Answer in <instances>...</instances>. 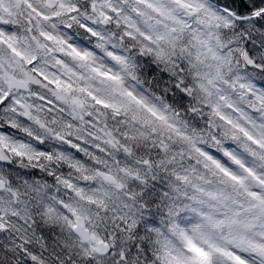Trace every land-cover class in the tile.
<instances>
[{
    "label": "clouds",
    "instance_id": "clouds-1",
    "mask_svg": "<svg viewBox=\"0 0 264 264\" xmlns=\"http://www.w3.org/2000/svg\"><path fill=\"white\" fill-rule=\"evenodd\" d=\"M157 2L168 9L170 17L157 15L139 0H20L19 3L17 0H0V16L3 17L0 23L4 24L0 32L17 37V47L38 58L35 68L55 77L71 78L70 73H76L84 77L83 81H75L77 86L80 83L95 82L97 89L102 88L97 95L122 105L126 104V98L121 93L131 92L164 115L167 123L174 126H162L149 113L135 105L123 108L119 113L107 111L100 117L101 124L107 122L108 130L116 136L120 145H127L129 153H125L122 147H107L106 153L101 157L103 162L99 164V172L118 177L120 187L105 182L104 176L97 175L96 171L92 173L93 179L87 182L83 181L82 175L73 173L75 182L85 184L93 192L99 190L102 202L97 205L87 204L74 196L69 198L62 186L52 188L53 197L59 191L64 199H70L67 211L71 212L74 208L81 212L87 210L89 219L85 223L89 232L95 233L98 240L106 241L109 246L119 244L126 251L132 248L133 243L147 244L149 254L153 257L147 264H161L160 258L164 256V251L157 241H175V227L191 232L194 226L205 223V215L215 212L218 218H223V213L228 211L223 205L208 200L195 190V185L201 183L197 177L215 181L214 170L205 167L206 162L195 152L196 147L232 166L223 150L227 147L237 153L238 149L243 150L249 146L243 137L239 140L232 139L233 129L217 118L214 107L219 104L234 122L246 127V122L240 119L241 112L246 113L257 124H264V109H261L258 102L247 99L241 102L238 85L233 88L232 83H220L219 87L223 89L221 95L229 97L240 111L227 107L228 101L221 100L215 93L209 96L202 87L206 84L205 74L208 69L198 61L192 37L198 30H206L202 23L204 13L193 14L177 0ZM201 2L210 5V0ZM69 3L81 8L88 3L90 7L87 17L83 11L77 12L75 17L67 14ZM29 4L48 19L38 18L28 7ZM4 9H11L19 15L10 17ZM137 10L143 15L138 14ZM105 16L110 19H105ZM148 16L152 17L151 21L145 23ZM81 23H88L93 27L97 36L93 37L83 31ZM173 29L176 31L173 32ZM41 31L62 41L66 52L71 50V45L82 53H88L89 60L82 62L72 56L60 54L58 48L61 45L43 40L39 35ZM126 32H131V36H126ZM142 33L151 36L152 40H145ZM161 36L164 38H159ZM48 48L53 51L49 52ZM114 56L123 59L116 60ZM0 59L3 60L0 64V95L10 94L13 99H22L29 104H39L35 99L36 95L44 96L51 101L52 112L49 115L45 111L40 115H47L50 120L54 117L57 121L56 128L65 131L62 122L70 120H76L81 128L84 127L87 121L81 122L79 113L73 116L71 105L58 103L50 86H10L12 79L23 80L25 76L31 77L32 72L12 56L6 45H0ZM57 59L62 64H57ZM92 68L119 76L118 91H113L109 82L99 81L91 71ZM230 76L226 67L224 78ZM178 83L186 87V91L177 89L175 86ZM181 96L184 97L182 102ZM82 99L85 100L83 112L85 115L91 112L94 123L97 109L90 106L92 101ZM44 107L47 109L48 106ZM191 109H195V113ZM29 123L34 132H40L32 121ZM181 136L192 139H182ZM161 141L169 145L167 153L158 154L155 151L154 144ZM181 152L182 163L178 155ZM108 153L112 155L109 156ZM173 155L175 163H169ZM149 158L151 165H144L142 161ZM197 160L199 164L196 163ZM89 167L97 169V161H91ZM31 172L27 167L21 169L18 173L20 181L44 180L43 173L32 175ZM185 175L191 179L178 180V177ZM216 186L214 182L205 187ZM104 192L110 195L104 198ZM15 203L16 200L13 199L12 204ZM43 227L55 229L51 246L47 250L46 264H67L69 260L71 264H85L94 257L92 248L97 246L95 241L82 240L80 233H74L65 220L50 219ZM101 250L107 252V249ZM143 255L141 253L142 257ZM141 264H145L144 259H141Z\"/></svg>",
    "mask_w": 264,
    "mask_h": 264
},
{
    "label": "snow or ice",
    "instance_id": "snow-or-ice-1",
    "mask_svg": "<svg viewBox=\"0 0 264 264\" xmlns=\"http://www.w3.org/2000/svg\"><path fill=\"white\" fill-rule=\"evenodd\" d=\"M139 2L161 17H170L168 9L157 0ZM177 2L190 9L193 14L204 13L202 23L206 30H198L192 41L197 50L198 61L208 69L205 74L206 84L202 85L207 94L219 95L221 100L228 101L227 107L240 111L229 97L221 95L223 89L219 84L232 83L233 88L239 86L241 102L245 99L258 102L261 109H264V0H210V5L201 0ZM28 7L38 18L48 19L39 10L32 9L30 4ZM89 7L88 3L82 8L69 3L67 14L75 17L77 12L83 11L87 17ZM4 11L10 17L19 15L11 9ZM104 18L110 19L108 16ZM151 18L148 16L145 23H149ZM125 19L127 23V18ZM0 20H3L2 16ZM3 27L4 24L0 23V28ZM80 28L93 37L97 36L88 23H81ZM39 35L45 41L61 45L58 48L60 54L72 56L82 62L89 60L88 53H82L71 45V50L66 52L63 42L49 33L41 31ZM125 35L131 36V32H126ZM142 35L145 40H152L146 33ZM17 44V37L0 32V45H6L12 56L32 72L31 77L25 76L23 80L12 79L10 86H50L58 103L71 105L73 116L79 113V120L87 122L83 128L76 120L62 122L65 131H61L55 127L57 121L54 117L50 120L47 115H40L45 111L49 115L52 112V103L44 96L36 95L35 99L39 104H29L22 99H13L10 94L0 95V264H46L47 250L51 246L55 229H48L43 225L50 219H63L74 233H80L82 240L95 241L97 246L92 248L95 255L85 264H141V259L147 264V261L153 259L147 244L133 243L132 248L126 251L119 244L109 246L106 241L98 240L95 233L89 232L85 223L89 219L87 210L81 212L74 208L71 212L67 211L70 199H64L59 191L53 197L52 188L62 186L69 198L74 196L87 204L97 205L102 202L99 190L93 192L85 184L75 182L73 173L82 175L83 181L87 182L93 179L92 173L96 171L97 175L104 176L105 182L120 187L118 177L99 172V164L103 162L101 157L106 153L107 147H122L125 153H129L127 145H120L116 136L108 130L107 122L101 124L100 117L107 111L119 113L123 108L135 105L149 113L162 126H174L167 123L164 115L131 92L121 93L126 98V104L122 105L97 95L102 88L97 89L95 82L80 83L77 86L75 81H83L84 77L76 73H70L69 78L55 77L40 71L35 68L38 58L20 49ZM47 50L53 51L52 48ZM2 63L3 60L0 59V64ZM56 63L62 64V61L57 59ZM226 67L231 73L229 78H224ZM91 71L99 81L109 82L112 90L118 91L119 76L97 68H92ZM175 87L186 91L181 83ZM82 98L92 101L90 106L97 109L94 123L92 113L85 115L83 112L85 100ZM183 99L181 96V102ZM45 105L48 106L47 109ZM191 111L195 113V109ZM213 111L220 121L233 129V140L243 137L249 145L246 149H238L237 153L227 147L223 150L232 166L222 163L200 147L195 148L198 156L206 162L205 167L214 170L215 177V181L197 177L201 183L195 185V190L208 200L223 205L228 211L223 213V218H218L215 212L205 215V223L194 226L191 232L175 227V241L158 240L157 243L164 251V256L160 258L161 264H264V124H257L243 112L240 113V119L248 126L234 122L219 104ZM29 121L46 134L34 132ZM181 138L192 139L187 136ZM154 147L158 154L167 153L169 149V145L163 141L154 144ZM108 155L111 156L112 153ZM178 155L182 163L183 153ZM91 161H97V169H90ZM142 163L149 166L151 159H145ZM169 163H175V155ZM196 163L199 164V160ZM25 167L32 170V175L43 173L44 180L25 179L21 182L18 173ZM190 179L187 175L178 177V180ZM214 182L216 187H205ZM102 195L107 198L110 194L104 192ZM13 199L16 200L15 204H12ZM102 248L107 249V252H102ZM141 253L144 254L143 257ZM108 257L112 259L109 260ZM67 264H71V261Z\"/></svg>",
    "mask_w": 264,
    "mask_h": 264
}]
</instances>
